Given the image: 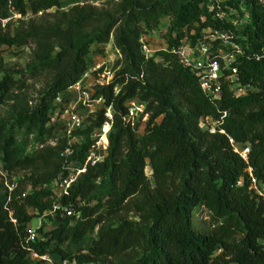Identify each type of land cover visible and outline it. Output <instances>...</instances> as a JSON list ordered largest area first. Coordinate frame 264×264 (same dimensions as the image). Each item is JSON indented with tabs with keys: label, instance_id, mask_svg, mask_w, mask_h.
Instances as JSON below:
<instances>
[{
	"label": "trees",
	"instance_id": "16d2710c",
	"mask_svg": "<svg viewBox=\"0 0 264 264\" xmlns=\"http://www.w3.org/2000/svg\"><path fill=\"white\" fill-rule=\"evenodd\" d=\"M70 1L60 11L58 0H0V20L20 17L0 33V52L30 47L32 55L21 72L0 60V106L10 112L0 124V168L14 184L10 191L0 184V264H41L32 253L68 264H264V199L254 190L264 187V8L255 6L264 0L221 5L239 17L242 8L243 23L234 28L214 17L209 0H106L115 4L112 13L90 4L100 0ZM164 19V48L144 56L140 39ZM219 31L231 34L239 52L221 47L237 81L251 88L244 96L233 97L220 80L218 95L208 97L174 54ZM108 43L116 55L111 78L89 95L101 105L65 134L50 119L70 104L68 90L88 71V57ZM41 79L44 87L30 98L26 83ZM131 101L146 116L139 135L138 122L124 121ZM104 123L105 150L85 164ZM243 149L244 160L234 152ZM15 172L23 175L10 182ZM196 208L207 214L208 229L193 228ZM34 219L38 234L44 223L56 226L27 241ZM92 232L84 253L61 248L79 246Z\"/></svg>",
	"mask_w": 264,
	"mask_h": 264
},
{
	"label": "built area",
	"instance_id": "2783aa9c",
	"mask_svg": "<svg viewBox=\"0 0 264 264\" xmlns=\"http://www.w3.org/2000/svg\"><path fill=\"white\" fill-rule=\"evenodd\" d=\"M229 0H209L211 5V10H214V17L220 21H227L231 27H237L243 23L242 18H244L242 8H238L239 12L242 14L239 17L236 12L232 9L221 10L220 6L228 3ZM39 15V14H38ZM239 18H238V17ZM20 17L16 14H10V16L4 20H0V33L4 32L5 25L11 21H15ZM155 31L149 33V35L154 36ZM231 34L228 31H219L206 34L203 39L204 42L198 41L192 48L187 46L178 47L174 54L177 56L179 63L182 67L188 68L190 71H195L198 76V85L202 93L206 94L208 97L214 99L219 92V83L220 80L227 87L233 97L244 96L251 91L250 86L241 85L236 79L235 69L231 67L232 56L225 54L224 49L233 50L235 54H238L237 48L229 42L231 39ZM145 38V37H144ZM144 38L140 39V51L144 56L149 55V50L145 47ZM146 39V38H145ZM218 45L215 49V56L211 57L209 50L212 44ZM223 47L224 49H222ZM224 72L227 74L224 75ZM107 83V82H106ZM105 83V84H106ZM73 91H78V84L69 88ZM81 106L89 108L92 103L94 106H100L101 100L99 98L89 101L86 93H81ZM80 99L78 98L76 103H79ZM55 103L58 104L59 100L56 99ZM75 106V103L72 107ZM68 111L67 109L57 116L50 119V123L58 122L59 119L63 118L64 123L61 125L65 134H69L72 131L80 129L83 124V117L77 113H73V108ZM143 106L141 104H136L135 102H128L126 104V116L124 121L129 124L130 127L133 125V121L137 120L140 117V121H145L146 116L142 114ZM104 116L109 119L108 110ZM109 126L107 123H104L100 129L98 137L94 142V148L91 147L88 151V154L85 158V164L87 162L93 164L99 159L94 157L95 147L100 148L103 152L106 147V135L108 132ZM209 133H213V129L208 130ZM234 152L241 158L245 159V154L247 153L246 149L237 152ZM68 150L63 152V155H68ZM83 170H78L74 174L68 175L64 180L58 184V190L61 193H64L67 187L74 181L75 177L78 174H81ZM0 184L7 190L10 191L13 188V183H8L6 173L0 168ZM34 239V232L27 231V241H32ZM30 257L35 260L42 262H47V257H37L35 254H30ZM60 264H68L66 261L61 262Z\"/></svg>",
	"mask_w": 264,
	"mask_h": 264
},
{
	"label": "rangeland",
	"instance_id": "374dc122",
	"mask_svg": "<svg viewBox=\"0 0 264 264\" xmlns=\"http://www.w3.org/2000/svg\"><path fill=\"white\" fill-rule=\"evenodd\" d=\"M59 3V10L60 11H67L71 7V1L70 0H58ZM92 6L97 8L100 11L104 12H110L112 13L115 10L114 3H110L106 0H100L97 2L90 3ZM255 6H258L259 8H264V3L262 1H256ZM53 11H49V14H52ZM30 19V17H27L25 20H23V23L27 22ZM15 24H11V28H14ZM167 26V20L164 19L160 22L157 31H155L154 36H147L146 42H144L145 47L149 50V52H155L158 50H162L164 48V40L163 35L165 33ZM31 48H10L6 49L3 52H0V60L3 64V66L9 70L10 72H21L24 70L25 66L31 61ZM116 59V55L111 48L110 43H108L106 46L102 47L101 54H94L88 57L87 60V68L88 71L84 74V76L81 78L80 82L78 83V91H73L72 89L68 90L69 96H70V104L66 108L68 111H71L70 109L73 108L72 112L77 113L83 117L85 120L90 114L95 112L98 109V106H94L92 103L90 104L89 108H85L81 106V93H86L89 101L91 88L94 85L97 84H105L108 82L111 78L112 69H113V63ZM97 70H101L100 73H94ZM45 81L37 80L34 82H28L26 83V91L30 98H34L40 90L44 87ZM80 99L79 103H76L77 99ZM75 103V106L72 107V105ZM106 113V112H105ZM9 108L7 105L0 106V124L5 125L7 124L9 120ZM106 118V117H105ZM63 119V118H62ZM61 118L59 119L58 123L62 125L64 123V120ZM107 119V118H106ZM84 122V121H83ZM138 122L139 128L137 130V135H139L141 131L140 124L144 123V121L140 120H134L133 123ZM203 126H208L209 129L212 128V124L209 121H205L203 123ZM100 133V131H99ZM98 134L92 135V138L98 137ZM96 141V139H95ZM102 150L100 148L94 149V152H101ZM72 171V169L70 170ZM69 173L71 174V172ZM144 174L148 177L149 171L147 168L144 170ZM23 175L22 172H15L12 176H10L9 181L10 182H16L21 176ZM8 180V179H7ZM58 188V187H57ZM255 192L261 196L264 199V187H260L258 189L254 188ZM30 215L33 214L32 211H28ZM208 216L207 214L200 208H196L191 213V222L192 226L196 231H203L208 229L209 222H208ZM40 219H34L30 222V224L27 227V231H33L34 232V239L33 240H40L41 234L47 233L48 231H51L54 229L56 224L54 222L44 223V227L41 230V233L38 234L36 232V229L39 227ZM95 238V232L89 233L84 240L79 244V246L74 247L71 244H64L61 248L68 253L69 255H75L79 252L84 253L88 245L90 243L91 239ZM47 262H42L41 264H60L58 262V257H48Z\"/></svg>",
	"mask_w": 264,
	"mask_h": 264
}]
</instances>
